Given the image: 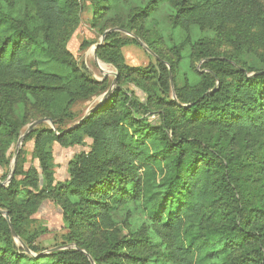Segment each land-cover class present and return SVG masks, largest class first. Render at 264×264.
<instances>
[{
	"label": "trees",
	"instance_id": "1",
	"mask_svg": "<svg viewBox=\"0 0 264 264\" xmlns=\"http://www.w3.org/2000/svg\"><path fill=\"white\" fill-rule=\"evenodd\" d=\"M85 1L0 0V166L10 165V149L29 124L54 122L25 136L37 166L26 170L19 152L14 176L0 184V210L30 250L45 233L32 230V216L47 200L69 232L65 249L31 257L0 213V264H264V2L148 0L126 20L114 16L118 23L102 31L114 30L96 52L117 69V88L62 129L77 101L108 88L68 49ZM89 1L96 25L110 2ZM163 5L183 34L168 50L160 32L146 27ZM117 29L144 41L156 64L127 66L128 41ZM186 52L194 84L180 73ZM55 145L88 148L69 162L63 181ZM133 204L150 225L122 236L110 216Z\"/></svg>",
	"mask_w": 264,
	"mask_h": 264
},
{
	"label": "rangeland",
	"instance_id": "2",
	"mask_svg": "<svg viewBox=\"0 0 264 264\" xmlns=\"http://www.w3.org/2000/svg\"><path fill=\"white\" fill-rule=\"evenodd\" d=\"M148 0H109L110 8L107 10V17L101 20L102 22L93 25V5L91 1L87 0L82 4V9L80 12L81 22L78 28L72 34L71 39L68 42V49L76 58V61L80 67H84L89 75L98 80H106L108 83L107 91L115 85L117 88V82L115 84L116 75L118 78L117 69L108 63H105L101 59L98 60L94 56V47L97 43L102 41L103 33L102 31L107 28L109 25L117 24L116 20L112 21L116 15L125 18L128 11L131 8L145 4ZM264 2V0H262ZM106 5V4H105ZM170 11L168 6L163 5L156 15L148 21L146 27L148 29H156L163 36L165 42V49L168 50L174 44V39H178L179 36L183 34L177 29H173L168 16ZM115 16V17H114ZM99 21V20H98ZM155 30V31H156ZM107 30L106 32H109ZM117 32L121 33L119 37L123 40L128 41V45L122 49L123 57L125 64L129 67H147L150 64H156L155 55L149 51V46L142 40L138 43H133L131 40L134 39L128 33L132 34L127 30H119ZM179 34V35H178ZM198 31L195 29L191 30L190 36L196 38ZM106 39V37H105ZM104 39V41H105ZM173 39V40H172ZM103 41V44H104ZM185 58L181 63V74H186L191 83H196L198 81V75L194 72L193 68L190 66L189 53L184 54ZM252 65L256 68H262L258 62H254V59L248 58ZM200 64H197V69H200ZM110 68V70L108 69ZM109 70V72H108ZM105 74H108V77L105 79ZM179 85H184V80L182 78L178 79ZM128 89L132 91L135 96L144 100L145 95L141 89L137 88L134 84H129ZM106 93L97 94L87 100L77 101L71 112L73 113L74 119L69 122H65L61 128H67L76 125L79 123L88 111L99 103V99L102 95ZM174 96V92L172 93ZM48 125V124H47ZM50 126V125H48ZM51 127V126H50ZM52 128V127H51ZM27 131V127L22 130L21 136L24 135ZM19 139L14 143L10 152L15 155ZM33 141H30L24 145V142L20 148V152H23L22 156L25 159L24 168L27 170L32 165L37 166V162H33ZM90 142L88 141V144ZM87 147L76 146L73 148H62L59 145L54 146V162L56 164V180L63 181L66 179L63 175L68 172V164L74 158L76 154H79L82 151H87ZM13 159L9 166H0V179L4 178V184L7 186L10 182V172L13 167ZM33 223L31 225L32 230H35L36 233L44 234L37 236L34 244L32 245L35 250H30V253H27L29 256L34 257L39 254H49L52 250L63 247L67 243V238L69 232L65 229L64 219L61 213V210L50 200L45 201L39 210L32 216ZM110 225L113 224L114 228L119 231V234L126 236L144 226H149V220L147 215L138 204L129 205L125 208H120L116 211H113L109 222ZM46 229V230H45ZM45 230V231H43ZM41 231V232H40ZM17 247L23 248L20 243L15 239L14 240ZM27 247V246H26Z\"/></svg>",
	"mask_w": 264,
	"mask_h": 264
},
{
	"label": "water",
	"instance_id": "3",
	"mask_svg": "<svg viewBox=\"0 0 264 264\" xmlns=\"http://www.w3.org/2000/svg\"><path fill=\"white\" fill-rule=\"evenodd\" d=\"M114 30H110L109 32H112ZM108 32L104 33L103 36H102V41L97 43L94 47V56L95 58L98 60V56H97V52L96 50L98 49L99 46H101L103 44V41L106 37V34ZM130 36H132L133 38L137 39L138 41H140L136 36H134L133 34H130L128 33ZM150 51V50H149ZM151 52V51H150ZM108 77V74H105V79ZM117 82V75H116V80H115V84ZM115 90V85H113L106 93H104L102 95V97L99 99V103L97 105H95L93 108H91L88 113L85 115V118H87L92 112H94L99 106H101L100 104H102L103 102H105L108 97L112 94V92ZM82 119V120H83ZM43 124H48L50 125L52 128L54 127V122L52 119H48V118H44V119H39V120H35L33 121L31 124L28 125L27 127V131L24 135H22L20 138H19V141H18V144H17V148H16V151H15V155H14V161H13V167L11 169V172H10V179L14 176V173H15V169H16V164H17V157H18V154L20 152V148L24 142V138L27 134H29L30 132H32L34 129H36L37 127H39L40 125H43ZM0 184L1 185H5L4 182L0 181ZM0 213L2 215H4L5 219L7 220V222L9 223V226H10V230L12 232V235L13 237L20 243V245L25 249V251L27 253H30V250L28 249V247H26V245L22 242V240L18 237V235L16 234V231L11 223V219L8 215V213L6 212H3L0 210ZM61 249H65V247H58L52 251H55V250H61ZM43 255V254H42ZM39 255H35L34 257H37Z\"/></svg>",
	"mask_w": 264,
	"mask_h": 264
},
{
	"label": "crops",
	"instance_id": "4",
	"mask_svg": "<svg viewBox=\"0 0 264 264\" xmlns=\"http://www.w3.org/2000/svg\"><path fill=\"white\" fill-rule=\"evenodd\" d=\"M63 176L67 178V176H68V175H67V173H66V174H65V175H63Z\"/></svg>",
	"mask_w": 264,
	"mask_h": 264
},
{
	"label": "bare ground",
	"instance_id": "5",
	"mask_svg": "<svg viewBox=\"0 0 264 264\" xmlns=\"http://www.w3.org/2000/svg\"><path fill=\"white\" fill-rule=\"evenodd\" d=\"M109 70H110V68H108ZM109 70H108V72H109Z\"/></svg>",
	"mask_w": 264,
	"mask_h": 264
}]
</instances>
